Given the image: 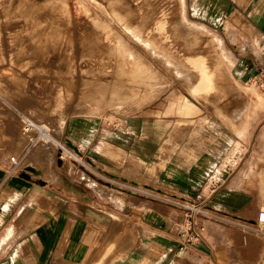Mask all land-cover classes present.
<instances>
[{"label":"rangeland","instance_id":"1","mask_svg":"<svg viewBox=\"0 0 264 264\" xmlns=\"http://www.w3.org/2000/svg\"><path fill=\"white\" fill-rule=\"evenodd\" d=\"M18 1L0 0V165L15 156L21 165L44 166L80 189L71 192L67 187V201L74 192L76 200L97 203V209L92 208L96 228L87 226L82 234L86 254L78 264H122L125 245L135 235L127 216L137 215L141 201H178L191 225V217L203 209L186 208L185 202L171 197L175 192L169 187L170 180L181 181L170 174L175 164L192 162L183 159L185 154L247 153L242 159H220L213 180L220 173L254 166L241 183L257 196L258 211L264 209L251 175L264 163V52L256 55L251 43L262 39L254 26L264 33V0H33V9ZM187 23L203 30H192ZM145 37L168 57L152 53ZM118 40L138 62L152 64L157 82L150 97L142 94L146 77L132 64L134 59L113 49ZM190 56L191 62L203 60L211 70V81L217 82L211 92L194 93L193 84L195 90L201 88L195 73L189 81L178 74L177 65ZM246 59L258 70L247 79L238 78L235 71ZM241 107V130H236L228 118ZM27 121L46 126L50 141L41 143L47 133L43 129V137L37 134L38 142L29 145L23 133ZM66 137L78 144L79 152L65 145ZM111 144L124 155L109 154ZM251 153L255 158L248 159ZM70 167L75 168L71 177L66 173ZM46 179L52 181L48 173ZM81 210L83 225L88 224V206ZM251 226L264 247V226ZM19 232L15 229L11 235Z\"/></svg>","mask_w":264,"mask_h":264},{"label":"crops","instance_id":"2","mask_svg":"<svg viewBox=\"0 0 264 264\" xmlns=\"http://www.w3.org/2000/svg\"><path fill=\"white\" fill-rule=\"evenodd\" d=\"M253 28L262 39L257 37L259 42L256 43L251 37L244 38L252 40L258 55L264 52V33L255 26ZM257 70L254 62L246 59L235 75L247 79ZM241 112L242 107L230 117L229 122L236 130H241L237 127L242 121ZM78 143L84 147L89 143L92 146V142ZM246 154L233 151L185 154L183 159L192 162L184 167L175 164L176 169L170 174L181 181L170 180L169 187L175 192L171 197L185 202L186 208L203 209L199 216L191 217V227L199 234L198 239L185 241L179 234L181 227L188 226L180 202L141 201L137 215L127 216L133 222L135 235L125 245L122 264H264V247L257 240L258 232L251 226L258 215L257 196L241 183L254 166L220 173L214 180L212 176L213 169L220 168L221 164L217 166L220 159H242ZM253 158L251 153L248 159ZM4 163L0 165V264L81 262V257L86 254L82 247L85 235L82 234L87 226L96 228L97 216L94 211L95 215L92 214V208L96 210L97 203L90 198L76 200L74 192L67 201V187L71 192L80 189L73 182H66L60 174H51L44 166L33 163L39 171L35 174L21 162L18 169L11 168L8 158ZM94 165L97 167L98 164ZM74 172L75 168L70 167L66 173L71 177ZM47 173L52 181L46 179ZM106 175L114 174L106 171ZM60 194L61 198L57 196ZM87 206L90 221L83 225L81 209ZM67 208L71 209L69 214ZM68 221L72 224L67 232ZM15 229L20 232L11 235ZM143 247L146 251H142Z\"/></svg>","mask_w":264,"mask_h":264},{"label":"bare ground","instance_id":"3","mask_svg":"<svg viewBox=\"0 0 264 264\" xmlns=\"http://www.w3.org/2000/svg\"><path fill=\"white\" fill-rule=\"evenodd\" d=\"M19 1H21V3L22 2H25V3H23V7L24 8H26V9H28V6L29 7H31V9H33L34 7H35V5H36V3L33 1V0H19ZM18 1V2H19ZM27 1H30V2H27ZM17 2V3H18ZM126 2V1H125ZM20 3V2H19ZM16 4L17 6H20L21 4ZM123 4V3H122ZM25 5H26V7H25ZM21 7V6H20ZM19 8V7H18ZM129 7H127V9H128ZM21 9V8H20ZM17 10V9H16ZM16 10H14V12L16 11ZM23 10V9H22ZM25 10V9H24ZM114 10V12H115V14L118 16V17H123V12H120L119 11V9H113ZM29 11H30V9H29ZM18 12H20V11H18ZM17 12V13H18ZM27 11H25V13H26ZM21 13V12H20ZM31 13V12H30ZM30 13L28 14V15H30ZM5 14H7V12L5 13ZM9 14V13H8ZM19 14V13H18ZM10 15H12V13L10 14ZM24 15V14H23ZM22 15V16H23ZM27 15V14H26ZM25 15V16H26ZM32 15V14H31ZM42 15V14H41ZM7 16V15H6ZM9 16V15H8ZM20 18H21V16H20ZM28 18L30 19L31 17H29L28 16ZM183 19L184 18H182V21H183ZM31 20V19H30ZM30 20H29V22H30ZM119 20V19H118ZM27 21V20H26ZM28 22V21H27ZM34 22V21H33ZM33 22H31L32 23V25L34 24ZM37 25H40L41 23H37V22H35ZM30 24V23H29ZM31 25V26H32ZM186 25H188L189 26V28H191L192 27V30H197V31H199L200 29H202V28H200V27H198V26H196V25H191V24H189V23H187ZM36 26V25H35ZM33 28V27H32ZM38 28H40V27H38ZM188 28V29H189ZM35 30H36V28H35ZM203 30V29H202ZM191 31V30H190ZM37 32H38V30H37ZM188 32H189V30H188ZM35 35H36V33H35ZM36 37V36H35ZM141 37V36H140ZM117 38V37H116ZM36 39V38H35ZM117 39H119V38H117ZM143 39V42H144V44H145V46L146 47H148V48H153V52L152 53H156V54H158L159 55V57H162V56H167L168 57V54L167 53H165V52H163V51H161V50H155L154 49V44H153V42L150 40V39H148V37H145V38H142ZM122 41L121 40H118V41H116L114 44H113V49H115L116 51H118V52H120V53H122V54H127L128 56H130V57H132L134 60H133V62H132V64L136 67V68H138V71L139 72H141L142 74H143V76H145L146 77V79H144L145 80V86H144V88L145 89H148V90H146L145 91V89L143 90V92H142V94L143 93H146V95H148V97H150L152 94H153V91H154V86H155V84H156V80H157V74L155 73V72H152L153 71V67H152V64L150 63V62H146V63H143V62H138L139 60L136 58V55H135V53L134 52H132L129 48H127V47H125L124 46V48H123V46H122ZM120 49V50H119ZM190 58H191V56L190 57H186V59H185V63H183L182 65H180V66H178L177 65V71H179L178 72V74H182V75H184L187 79H188V81H189V76L191 75V74H193V73H195V75H196V77H197V79H199V85H200V90L198 89H194V87H195V85L193 84L191 87H190V89L195 93H197V94H205V93H209V92H211V90L213 89V88H215L216 87V84H217V82L213 79L212 81H211V70L208 68V66H205L204 65V62L202 63V62H200V61H203V60H200V61H197V62H195V63H193V62H191V60H190ZM195 58V57H194ZM195 60V59H194ZM214 83V84H213ZM116 84L117 83H114V85L116 86ZM197 85V84H196ZM147 97V96H146ZM116 99V98H115ZM258 100V99H257ZM121 101H123V99L122 98H120V99H118V103H121ZM183 106V105H182ZM186 116V115H185ZM225 117H226V119H227V115H225ZM228 120L230 121V118H228ZM63 122L60 124V126L63 128L64 127V120H62ZM31 123V122H30ZM36 126H37V128L39 129V130H43V129H45V130H47L46 132V136H44V140H47V138L48 137H50V135H49V132H48V129L46 128V126H44V125H40V124H38L37 125V123H36ZM49 135V136H48ZM57 140V139H56ZM55 140V142L57 143V141ZM65 141H66V146L68 147V148H70V149H72V151L73 152H79V149H78V146L74 143V141L72 140V138L71 137H66V139H65ZM110 145V144H109ZM112 147H114V148H112V149H108V153L109 152H111V153H109V154H111V155H113V156H120L121 154H123V150L121 149V148H119V147H117V146H114V145H111ZM110 147V146H109ZM114 149H116L115 151H114ZM118 150H120V151H118ZM68 151V150H67ZM70 152V151H69ZM120 154V155H119ZM131 158V157H130ZM97 167L98 168H100L98 165H97ZM29 169H30V171H32L33 173H35V174H37L39 171L36 169V168H34L32 165H30L29 167H28ZM253 177H254V179H255V181H256V185H257V195H258V199H259V201L260 202H264V163H261L260 164V166L258 167V169H257V171H254L252 174H251ZM120 177V179H122V180H124V181H126V182H130V183H133L134 185H138V186H141L142 187V189H153V190H155V191H159V190H157V188H155V187H153V186H150L149 184H147V183H145V182H142L141 180L140 181H138V180H134V179H130V178H126V177H122V176H119ZM262 206H264V205H262ZM264 254V253H263Z\"/></svg>","mask_w":264,"mask_h":264},{"label":"built area","instance_id":"4","mask_svg":"<svg viewBox=\"0 0 264 264\" xmlns=\"http://www.w3.org/2000/svg\"><path fill=\"white\" fill-rule=\"evenodd\" d=\"M33 130H36L35 132H32ZM27 133V142L29 143V145L35 144L37 143V134H41L43 137V132H41V130L39 131L37 127L34 126V124H31L30 121H27L25 126H24V132L23 133ZM25 133V134H26ZM50 140H44L42 138V144H45L47 142H49ZM10 164H11V168L12 169H18L19 165H20V161L19 159L15 156H11L10 157ZM256 223L263 225L264 226V209L259 210L258 211V215H257V219L255 221ZM191 225H188L187 227L181 228L180 232L182 234V237L185 241H195L198 239V233L194 232L191 227Z\"/></svg>","mask_w":264,"mask_h":264}]
</instances>
